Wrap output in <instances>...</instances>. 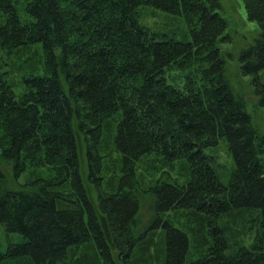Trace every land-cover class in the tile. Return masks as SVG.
<instances>
[{"label": "trees", "instance_id": "trees-1", "mask_svg": "<svg viewBox=\"0 0 264 264\" xmlns=\"http://www.w3.org/2000/svg\"><path fill=\"white\" fill-rule=\"evenodd\" d=\"M243 4L237 72L264 106V0ZM220 9L0 0V264H264V133Z\"/></svg>", "mask_w": 264, "mask_h": 264}, {"label": "rangeland", "instance_id": "rangeland-1", "mask_svg": "<svg viewBox=\"0 0 264 264\" xmlns=\"http://www.w3.org/2000/svg\"><path fill=\"white\" fill-rule=\"evenodd\" d=\"M23 1V0H20ZM221 9L220 12L222 16L226 19L227 25L224 33L229 36V40H225L221 43V49L225 50L231 56L228 57L227 71L230 78V83L234 91L242 94L246 99L247 110L249 111L253 123L258 127V129L264 133V106H258L256 104V96L252 91V86L250 85L248 78L250 75H241L237 72V55L240 49L244 48L248 43H250L257 34L256 22L250 20L246 16L243 0H220ZM17 8L21 18L24 17L23 10L20 8L19 2H17ZM151 13V9L148 10ZM154 19L158 23H162V14L158 11H154ZM237 60V61H236ZM17 74V75H16ZM11 78H16L19 73L16 71L11 72ZM226 145L222 142L217 147V155L221 161H227L228 157L225 153ZM227 163V162H226ZM3 171L6 174L7 186L14 189L20 187L28 179L27 174H22L16 180L13 178L11 173V167L9 164H4L1 162ZM18 180V181H17ZM92 192V191H91ZM94 196V194L92 195ZM150 212L148 210L147 200L142 198L140 203V213L138 216L139 228L147 223Z\"/></svg>", "mask_w": 264, "mask_h": 264}]
</instances>
